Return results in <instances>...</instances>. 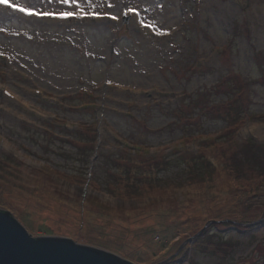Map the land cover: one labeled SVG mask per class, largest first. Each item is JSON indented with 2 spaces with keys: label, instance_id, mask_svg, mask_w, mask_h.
Listing matches in <instances>:
<instances>
[{
  "label": "rangeland",
  "instance_id": "1",
  "mask_svg": "<svg viewBox=\"0 0 264 264\" xmlns=\"http://www.w3.org/2000/svg\"><path fill=\"white\" fill-rule=\"evenodd\" d=\"M141 3L168 35L0 10V210L133 264H264V175L237 167L264 157V0Z\"/></svg>",
  "mask_w": 264,
  "mask_h": 264
},
{
  "label": "water",
  "instance_id": "2",
  "mask_svg": "<svg viewBox=\"0 0 264 264\" xmlns=\"http://www.w3.org/2000/svg\"><path fill=\"white\" fill-rule=\"evenodd\" d=\"M0 264H133L113 253L55 236L34 238L0 210Z\"/></svg>",
  "mask_w": 264,
  "mask_h": 264
},
{
  "label": "snow or ice",
  "instance_id": "3",
  "mask_svg": "<svg viewBox=\"0 0 264 264\" xmlns=\"http://www.w3.org/2000/svg\"><path fill=\"white\" fill-rule=\"evenodd\" d=\"M0 6L23 14L25 17L50 18L67 21L69 19H110L119 21L122 18L131 17L141 27L151 29L157 36L168 35L169 30L157 25L155 19L146 16L151 10L149 6H142L141 0H37L36 3L27 4L22 0H0ZM110 9L111 11H105ZM7 29L0 27V33ZM19 36L21 33L15 32ZM23 35L27 36V33ZM31 40L32 37L28 36ZM94 57V53H87ZM119 55V53H116ZM0 57L11 60L4 51H0ZM111 83V81H107Z\"/></svg>",
  "mask_w": 264,
  "mask_h": 264
},
{
  "label": "trees",
  "instance_id": "4",
  "mask_svg": "<svg viewBox=\"0 0 264 264\" xmlns=\"http://www.w3.org/2000/svg\"><path fill=\"white\" fill-rule=\"evenodd\" d=\"M245 117H247V120H251L249 116L244 115V118ZM248 139V142L245 144V149L241 152L242 156H244V160L238 159L237 167L241 168V164L249 163L251 166H253V170H257L259 174L264 175V157L260 156L259 154V152H261V146L256 145L250 138ZM139 151H141V149ZM139 151L134 152L133 155H139ZM236 160L237 158L235 157L233 162H236Z\"/></svg>",
  "mask_w": 264,
  "mask_h": 264
},
{
  "label": "bare ground",
  "instance_id": "5",
  "mask_svg": "<svg viewBox=\"0 0 264 264\" xmlns=\"http://www.w3.org/2000/svg\"><path fill=\"white\" fill-rule=\"evenodd\" d=\"M2 8H0V10H1ZM3 11H2V13H5L7 10H5V9H2ZM15 16H17V15H15ZM30 21H33V20H30ZM51 24H55V23H51ZM63 24H66V23H63ZM39 27H41L40 26V24L38 25ZM91 220L93 221V222H95V219L94 218H91Z\"/></svg>",
  "mask_w": 264,
  "mask_h": 264
}]
</instances>
